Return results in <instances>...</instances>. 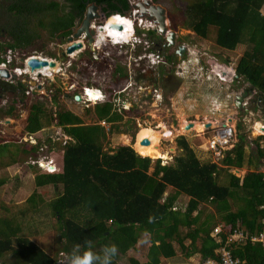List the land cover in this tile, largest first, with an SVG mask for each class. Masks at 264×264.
<instances>
[{
  "label": "trees",
  "instance_id": "16d2710c",
  "mask_svg": "<svg viewBox=\"0 0 264 264\" xmlns=\"http://www.w3.org/2000/svg\"><path fill=\"white\" fill-rule=\"evenodd\" d=\"M87 1L106 4L103 9L108 14L125 13L130 9L128 0H0V33L6 36L2 46L26 54L24 49L37 38L44 39L46 33L51 38L65 40L74 32L78 18H84ZM263 3L264 0H193L183 11L180 24L202 37L207 36L213 26L215 43L224 48L233 49L245 43L235 71L247 83L246 91L259 96L257 99L264 111ZM175 25L173 21V27ZM148 32L154 34L155 30ZM114 73L126 75L119 63ZM26 90L27 86L20 80L10 83L0 79V94L12 96L3 113L15 116L14 111L20 106L29 109L21 136L56 126L69 137L66 144L49 137L44 143L20 141L23 147H18L29 160L40 156L44 144L49 153L57 144L62 148L54 171L37 164L27 165L34 171L36 186H62L50 206L61 230L64 245L61 253H66L67 257L50 255L38 243L20 234V223L0 218V264L6 263L5 257L9 255L14 256L10 264H62L61 260H67L64 264H68L74 248L79 246L80 254L87 250L86 241L92 242V250L97 253L105 245L115 244L119 253L112 264H121V257L135 249L145 236L150 243L147 260L130 256L128 264H164L165 259L178 253L186 257L197 255L198 264H204L206 258L217 261L218 245L234 228L242 227L249 233L264 230V171L259 168L264 163V134L252 139L256 149L249 147L245 134H238V140L232 147L222 149L217 160L210 150L207 151L210 158L201 160L188 139L179 136L176 143L181 153L174 162L162 164L161 159H157L153 164L151 157L140 155L132 147L134 134L113 152L104 149L110 133L115 136L123 133L118 124L123 118L122 110L114 105L108 88L107 100L94 104L84 102L94 105L97 117L94 123H85L83 117L69 107H59L56 94H52V98L37 95L39 98L28 105L30 95ZM107 123H110L109 130ZM150 131L156 135L157 130L148 128L143 129L138 138ZM4 137L0 136V158L7 154L10 159L0 166L16 162L8 145L10 141ZM232 166H246L247 170L238 175L231 171ZM222 171H225L223 177ZM4 184L5 180L0 179V187ZM170 188L173 191L166 196ZM181 195L189 197L185 209L177 205ZM28 201L34 203L35 194ZM217 225L222 228V239L218 241L212 236ZM230 248L242 264H264V245L260 242L245 240L231 243Z\"/></svg>",
  "mask_w": 264,
  "mask_h": 264
},
{
  "label": "rangeland",
  "instance_id": "374dc122",
  "mask_svg": "<svg viewBox=\"0 0 264 264\" xmlns=\"http://www.w3.org/2000/svg\"><path fill=\"white\" fill-rule=\"evenodd\" d=\"M192 1L158 0L159 4L165 8L169 30L175 33V43L168 50L163 46V43L157 42L158 38L156 37L159 35L157 27H148L149 23L145 21L143 24L146 28L139 25L138 28L144 29L143 32L139 34L136 28L135 35L129 43L121 46L110 42L109 39L102 43L96 50L97 56L100 59L97 60L93 53L91 54L94 62L90 61L91 57L89 55H83L84 52L65 55L64 51L66 50L68 41H60L55 38L47 39V33L44 39L37 38L31 46L24 49L26 51V55L24 56L35 54L51 58L59 63V69L48 72V76H45V73H43V76L39 78L38 84L41 82L45 83L44 81L49 79L45 85L48 84L55 91L59 107H69V109L81 115L85 123L97 121V117L93 111L94 103L91 105L82 103L83 101H80L81 103L74 101V95H81L83 87L87 85L86 83L98 85L105 91L108 98L107 88L108 91L112 92L111 99L120 96L121 100L127 101L126 106L130 109L124 106L127 110L124 111L122 109L121 114L123 118L118 123L123 129V133L119 136L110 133L107 136L104 142V149L106 151L113 152L121 143L128 142L133 134L135 140L131 145L134 149L143 144L142 140L146 136H151L153 139L146 137L151 140L149 144H143L142 148L138 147L142 153L139 154L142 156H152L153 164L157 159H161L162 164H171L174 162V158L181 153L176 139L184 135L197 157L201 160H206L210 158L211 154L207 150L205 151L206 148L204 149L203 147H207L206 140L212 130L208 129L205 134L201 132L203 126L199 129L200 131L195 129L180 130L179 127L182 119L188 122L195 121L194 125L196 122L202 124L203 121L211 119V126H214L216 121L230 115L234 117L233 120L231 119V123L236 122L234 139L232 140L234 143L238 140V134L240 133L245 134L249 140L250 138L255 140L259 135L264 134L260 132L264 131V128H262L264 127V111L260 108V102L257 99L255 103L258 104H255L251 112L248 111L249 113L244 116L246 119L242 118L243 114L241 115L237 112V107L232 97L226 98V100L225 98L219 99L221 101L218 100V97H224L222 94H224L226 87H223L216 77L200 79L199 75H197L198 65H195V63L198 59L200 62L205 63L208 58H211L217 60L218 63L235 66L238 57L245 48V43H240L233 49L224 48L215 43V28L213 26H210L209 33L205 37L196 35L192 30L182 26L180 22L183 19V11H185L186 6ZM261 11L264 13V3L261 6ZM173 21L176 23L175 27H173ZM149 28L155 29V33H149V30H147ZM135 39L136 42H134ZM5 40L6 36L0 33L1 52L4 51L2 45ZM178 43L188 45L189 54L177 56L173 62L167 61L163 67L158 68L156 66L158 64L153 61L155 56L158 53H162L165 58L168 57V55L173 53ZM161 44L163 49L160 48ZM7 54L6 59H9V55H12L11 51L8 50ZM182 56H187L190 62L188 63L187 58H184V63L180 60L183 59ZM13 62L16 61L14 60ZM117 63L124 67L127 75L114 73V67ZM179 64L191 66L193 72L180 71ZM120 72H123V70ZM239 77L236 78L239 79L237 84L242 85L241 87L243 88L247 83L241 76ZM154 87L158 88L161 97H156L153 93H147L148 89ZM85 95L87 96V93ZM205 95L206 97L207 95H212L213 97L211 96L206 101ZM11 97V94H5L0 97V104L3 103L2 100L6 101L0 107V126L3 129L6 128L5 135L7 136L4 135L5 137L2 136V138H8L10 141L8 145L14 154L12 155L16 157L15 161L17 164L8 170L5 166H0V179L5 180V184L0 187V218H7L11 222L20 223L22 228L21 235L38 243L50 255L64 259L67 257V254L61 253L64 250L61 230L58 226L57 216L53 214L50 206L51 201L62 191V186L56 188L52 185H44L42 187L35 185L34 171L25 162L28 159V155L19 150V148L23 147L20 141H23V143L28 142L26 139L27 135L21 136V130L29 109L18 106L19 108L14 111L15 116L4 114L2 109L7 108ZM38 98L37 94L30 96L28 105ZM210 99L211 106L215 107L212 108L213 110L209 108ZM224 102H226V105L223 104ZM86 107L91 108V111L88 112ZM106 127L109 130L110 123H107ZM148 128L157 130L155 131L156 135H154V131H150L139 139L141 131ZM166 131H170L172 136H164ZM52 132H54L53 129L43 131V133ZM16 141H19V143ZM260 142H262L261 139ZM253 143L255 144L254 141ZM254 144L252 145L254 146ZM47 149L48 147L45 148L44 146L40 151V156L52 157L56 162L61 159L62 148L59 147V144L56 145L55 149H52V154H49ZM9 159L10 156L7 154L2 155L0 165L7 164ZM260 167L264 168V163ZM150 170H153V166ZM231 171L239 174L242 173V171H237L232 167ZM221 174V177H223L225 171H222ZM172 191L173 188H170L166 196ZM32 194H35L34 203L28 201V198ZM188 200V196L181 195L177 202L178 207L185 209ZM207 208L211 209L210 207ZM148 239V236L140 239L135 249L130 250L127 255L121 257L120 263L128 264L130 256L137 257L141 261H146L150 246ZM13 258L14 256L12 255L5 257L6 263L2 264H10L9 262H12ZM64 262V260H61L62 264ZM163 263L198 264L199 257L197 255L186 257L178 253L172 258L165 259Z\"/></svg>",
  "mask_w": 264,
  "mask_h": 264
},
{
  "label": "built area",
  "instance_id": "2783aa9c",
  "mask_svg": "<svg viewBox=\"0 0 264 264\" xmlns=\"http://www.w3.org/2000/svg\"><path fill=\"white\" fill-rule=\"evenodd\" d=\"M136 11L138 12L139 10H136ZM143 23L144 22H143L142 18H139V21L137 20V23H136L137 25H135V29H134V35L136 32V28L138 29L139 25L142 27L144 26V28H146ZM149 25H151L153 27L152 23ZM91 26L95 27V23L93 22L91 24ZM143 30L144 29H142L141 32L138 31L139 34H141L143 32ZM83 37H86V36L83 35ZM107 39L112 40V42H114L116 45H121V46L126 44V43H129V41H124V40L115 41V40L110 39V38H107ZM107 39H105L102 43H104ZM78 40H82V38H80ZM134 42H136V39ZM100 45H97V48H99ZM10 51H11L12 55H9V59H6L4 62L0 63V68L7 69V71L9 72V76L8 77L0 76V78L4 79L5 81L13 82V80L16 78L21 79L24 76H28V77H31L33 79H36L39 82V78L43 76V75L39 76V72L44 73L43 70H41V69L32 70L30 65L28 64V61L30 60V58H32L34 56H37L39 58H47V57H42V56H38L35 54H33V55L29 54L27 56H24L26 54H23V53L20 56L21 53L19 51H12V50H10ZM12 56H13V59H12ZM14 59L16 62H18L15 66L12 65V63H14L13 62ZM47 59H51V58H47ZM153 61L156 62L158 64V66L160 67V66H162L161 62L167 63L168 60L165 58L164 54L158 53L155 56V58L153 59ZM11 65L13 67H10ZM195 65H198L197 66L198 67L197 68L198 69L197 75H199L200 79L216 77V79L219 83L225 82L224 83L225 86H227L229 84V82L232 81L234 79V77L236 76L235 72L233 70H231L230 67H227V66H225V67H227V69H229V71L226 73L223 70L224 65H222V64L216 63L214 65L209 66L208 63H201L200 61L198 62V60H197ZM182 70H183V72L184 71L185 72H189V71L193 72V68L191 66L189 67V65L188 66L183 65V68L180 71H182ZM45 76H48V75L45 74ZM40 84H41L40 90H43L44 89L43 88V82H41ZM33 90L36 91V88L29 86L26 90V94L30 95ZM88 90H96L100 94L96 95L94 97V99H91L89 96L85 95L86 93H88ZM148 90H147V93H149V94L153 93L156 97H161V93L158 91L157 87H154V88L148 89ZM81 96H82L81 101H83V102L90 101L92 103H96V102H102V101H105L108 99V95L105 93V91L102 88H94V87H91L88 85H85L83 87V91H82ZM215 99L217 100V98H215ZM112 101H113L114 105L119 110H122V108H124V106L128 107V106H126L127 101H125L123 99L121 100L120 96L113 98ZM5 102L6 101L3 100V103L0 104V107ZM213 104H215V103H213ZM242 104L246 105V100L243 99ZM102 123L105 124V122H102ZM187 123H188V121H186L185 125ZM202 126H203V129L201 131L202 134H205L208 129L212 130L210 135L208 136V138L206 140L207 141V144H206L207 147L205 146L203 148L204 149L206 148L205 150H207V151L210 150L213 159L217 160L222 155L221 150L227 149L229 147V145L231 144L232 139L234 137L235 125H234V123H232V124L228 123L227 119H226L225 122L216 123L214 126L210 125V126L204 127L203 123H202ZM260 132L262 133L264 131H260ZM26 139L31 141L32 143L33 142L37 143V140L33 137L32 134L27 135ZM52 139L54 142L62 141L63 144H66L69 137L66 134H64L62 131H59L58 134H55L54 136H52ZM44 146H45V148L48 147L46 144ZM43 147L41 149H43ZM40 161L44 162L43 166L39 165ZM29 163L37 164L39 167L45 168L48 171H54L57 168V166H56L57 164L52 157L49 158V157L41 156V157L36 158V159L30 158ZM221 229L222 228L220 225H217L214 228L212 236L217 237V239H216L217 241L222 239V237L220 235ZM245 240H251L252 242H260L264 245V230L249 233V231L246 230L245 228H242V227L234 228L231 232H229L227 234L226 238L223 239L221 244L218 245V248L216 249L217 261L215 259L206 258L203 260L204 264H215V263H219V264H242V260L238 256L234 255L233 252L231 251L230 245H231V243H239L242 241L244 242Z\"/></svg>",
  "mask_w": 264,
  "mask_h": 264
},
{
  "label": "water",
  "instance_id": "95a60500",
  "mask_svg": "<svg viewBox=\"0 0 264 264\" xmlns=\"http://www.w3.org/2000/svg\"><path fill=\"white\" fill-rule=\"evenodd\" d=\"M136 5L141 9V13H139L140 16H147L148 20H152V18H155L154 20L158 24V28L161 31L160 37L165 36L167 39V43H165L164 47L166 48L167 46H172L174 44L175 33L174 31L168 29L165 8H163L161 5H155L150 0L139 1L138 4ZM97 9H98V6L95 3H92L90 6H88L81 26L79 27V29L77 30L74 36L69 37V41L71 42L67 44L66 50L64 51L65 55L72 54L75 50L82 48L84 44L81 40H78V38L80 36L85 35L89 39L88 41L89 49L91 50L93 55L97 57V51H96L97 49L95 45V40L97 39V36L99 34H97V31L95 29L90 27L91 20L99 16L97 13ZM115 26L121 27L120 24H115ZM100 29H103V27H101ZM183 49H184V46H181L178 49L179 54H181ZM28 64L30 65L32 70H35V69L44 70L47 65H50V66L55 65V61L51 59H47V58H39L37 56H34L30 58V60L28 61ZM41 75L42 73L39 72V76ZM0 76L8 77L9 72L7 71V69L0 68ZM21 82L26 86L35 87L36 91H41L42 93H46V91L40 90L41 84H38V81L36 79H33L28 76H24L21 78ZM92 93H95L96 95L100 94L96 90H92ZM246 95H247L246 91H241L239 94H236L235 101L238 106L242 105L241 100ZM74 99L76 101H81L82 96L80 94H76L74 95ZM231 118H232L231 116H228V120H230ZM203 125L204 127L210 126L211 122L206 121L203 123ZM192 126H193V122L189 121L185 125V129L187 130L191 129ZM142 143L147 145L150 143V139L144 138L142 140ZM39 165L43 166L44 162L40 161Z\"/></svg>",
  "mask_w": 264,
  "mask_h": 264
},
{
  "label": "flooded vegetation",
  "instance_id": "af4514ba",
  "mask_svg": "<svg viewBox=\"0 0 264 264\" xmlns=\"http://www.w3.org/2000/svg\"><path fill=\"white\" fill-rule=\"evenodd\" d=\"M139 1H143V0H128V2H129V4H130V9L128 10V11H126L125 13H119V12H113V13H111V14H108L104 9H103V7L106 5V4H103V5H98L97 4V6H98V9H97V13H98V17H95V18H93L92 20H91V24L94 22L95 23V27H92V26H90L91 28H93V29H95L96 31H97V34H99V29L101 28V27H104L103 25V23L106 21V19L107 18H109V17H111V16H114V15H123V16H127V17H130V18H133L134 19V21H135V23L137 22V20L139 21V18H142L143 19V21H148V23L150 22V23H152L153 24V21H155L154 19L155 18H152V20H148L147 19V16H139V13H141V9L136 5V4H138V2ZM152 3H154L155 5H160L159 4V2H158V0H150ZM88 2V1H87ZM92 3H95V2H88V6H90ZM96 4V3H95ZM164 8V7H163ZM136 10H139L138 12L136 11ZM136 11V12H135ZM86 14V13H85ZM85 17V16H84ZM167 17V16H166ZM84 19V18H83ZM83 19L82 20H80V18H78V20H77V26H76V28H75V30H74V32L71 34V35H69V36H67L66 38H65V40H67V41H69V37H71V36H74L75 35V33L77 32V30L79 29V27L81 26V24H82V21H83ZM101 20V21H100ZM155 23H156V21H155ZM137 25V24H136ZM155 27H157L155 24H153ZM150 26V25H149ZM168 26V25H167ZM169 29V28H168ZM101 30V29H100ZM157 30L159 31V35L156 37V38H158L157 39V42L159 41L160 43H163V46L165 45V43H167V39H166V37L165 36H162V37H160V34H161V31L159 30V28L157 27ZM47 39H54V38H51V36L49 35V34H47ZM80 38H82V40H83V48L82 49H80L79 51H77L76 53H78V52H84L83 53V55H89V57H91V59H90V61L91 62H94V60H92V52H91V50L89 49V45H88V41H89V39L87 38V37H83V36H80L79 37V39ZM164 38H165V40H164ZM55 39H59L60 41H61V39H60V37L58 38V37H56ZM175 40H176V38L174 37V43H175ZM110 42H112V40H110ZM177 46H176V48H175V50H173V53H171L170 55H168V57H166V59L168 60V61H170V62H173V60H175L176 58H177V56L179 57V56H181L182 54L183 55H188L189 54V52H188V50H189V48H187V46L188 45H186L185 43H182V44H176ZM163 46H162V44H161V46H160V48L161 49H163ZM181 46H184V49H183V51L181 52V54H179V52H178V49L181 47ZM170 47H172V46H167L166 47V49L168 50V48L170 49ZM6 47H4L3 48V50L5 49ZM0 50H2V49H0ZM8 50H12V51H14L13 49H11V48H6L5 49V51H0V60H3L2 62H4L5 60H6V57H7V51ZM68 55V54H67ZM70 55V54H69ZM183 57V56H182ZM184 58H187V56L185 57H183V59H180V60H182L184 63H185V59ZM15 60V59H14ZM187 61H188V63L190 62L189 61V59L187 58ZM57 62V61H56ZM1 63V62H0ZM18 62H14V63H12V65L13 66H15L16 64H17ZM58 63V62H57ZM206 63H208V60H206ZM11 64V63H10ZM118 64V63H117ZM117 64H115V66L117 65ZM161 64H162V67L164 66V64H165V62H161ZM209 64V63H208ZM10 66V67H13V66ZM180 65V70L183 68V66L181 65V64H179ZM157 67L158 68H160L158 65H157ZM114 70H115V67H114ZM238 78H240V77H238ZM1 79V78H0ZM1 80H3V81H5L4 79H1ZM21 81V79H18V78H16V79H14L13 80V82H11V81H6V82H10V83H17L18 81ZM49 79H46L44 82L45 83H43V90L44 91H46V93H42L41 91H35V90H33L32 92H31V94H30V96H32V95H34L35 93L37 94V95H48L49 97H50V95H52V94H56L55 93V91H53V88L52 87H50L48 84L47 85H45L46 84V82L48 81ZM236 80V81H235ZM234 80V84H235V86H233V85H231L230 87H226V89H227V92L226 93H224V97L225 98H230V97H232V100L234 101V104H235V106L237 107V109H238V105L236 104V94H238V91L239 92H241V91H246V89H245V86H243V88L241 87L242 85H238L237 83H238V81H239V79H235ZM229 89V90H228ZM237 89H240V90H237ZM246 93H247V95H246V97H244L243 99L244 100H246V105H245V108L246 109H244V111H245V113H246V115H247V113H248V111L250 110H252V108H254L255 107V102H256V99H257V97H259V96H256L255 97V92H248V91H246ZM248 103V104H247ZM248 110V111H247ZM245 113H243L244 115H245ZM242 114V113H241ZM243 115V116H244Z\"/></svg>",
  "mask_w": 264,
  "mask_h": 264
},
{
  "label": "bare ground",
  "instance_id": "6f19581e",
  "mask_svg": "<svg viewBox=\"0 0 264 264\" xmlns=\"http://www.w3.org/2000/svg\"><path fill=\"white\" fill-rule=\"evenodd\" d=\"M143 22H145V21H143ZM103 24H104L103 25L104 27L101 30L99 29V35H98V38H97V41H96L98 45H100L107 38L113 39L115 41H120V40L130 41L132 39V37L134 36L135 21H134L133 18L117 14V15H114V16H111V17L107 18L106 21ZM115 24H120L121 27L115 26ZM149 24H151V23L149 22ZM153 24H155L158 27V25L155 23V21H153ZM82 42H83V40H82ZM77 51L78 50H75L72 53V55H74ZM58 69H59V63H57L55 61V65H53V66L47 65L45 67V69L43 70V72L45 74H47L50 71H57ZM87 96H89L91 99H94L96 94L92 93V90H88ZM194 122L195 121H193L192 129H195V130L198 131L199 129L202 128V124L201 123L197 122L194 125ZM184 123H186V121H185V119H182L180 127H179L180 130H184L185 129ZM165 135L167 137H171L172 133L170 131H166L164 133V136ZM148 138H150V137H148ZM140 146L141 145H139L138 147H140ZM138 147H135V149L137 150L138 153L142 154L140 152V148L138 149ZM146 156H149V155H146ZM151 158H152V156H151Z\"/></svg>",
  "mask_w": 264,
  "mask_h": 264
},
{
  "label": "clouds",
  "instance_id": "9594fccd",
  "mask_svg": "<svg viewBox=\"0 0 264 264\" xmlns=\"http://www.w3.org/2000/svg\"><path fill=\"white\" fill-rule=\"evenodd\" d=\"M140 16V15H139ZM142 17V16H141ZM137 23V22H136ZM136 23H135V25H136ZM148 23V22H147ZM157 24V23H156ZM158 25V24H157ZM147 26V25H146ZM149 27H152L151 25L149 26ZM153 27H155L154 25H153ZM147 30H155V29H152V28H149V29H147ZM138 31H142V29H140V28H138ZM156 31V30H155ZM97 38H98V36H97ZM79 39V38H78ZM82 41V40H81ZM97 41V39L95 40V42ZM71 41H68V44L70 43ZM95 45H96V49H97V42L95 43ZM83 48V47H82ZM82 48H80V49H82ZM80 49H78V51L80 50ZM208 60V65H214V64H222V65H224V67H223V70L227 73L228 71H229V69H227V67H230L231 68V70H233L234 72H235V74H236V71H235V67L232 65H229V64H226V63H218L217 62V60H214V59H211V58H208L207 59ZM210 60H212V61H210ZM200 60L198 59V62H199ZM169 62V61H168ZM201 63H203V62H201ZM206 63V62H205ZM157 66V65H156ZM225 66H227V67H225ZM42 75H43V73H42ZM126 75H127V71H126ZM236 78H238V76H237V74H236V76L234 77V79L232 80V83L234 82V80L236 79ZM231 82V81H230ZM229 82V84L227 85V87H230V85L232 84V83H230ZM234 84V83H233ZM232 84V85H233ZM234 86V85H233ZM29 86H27V88H28ZM237 90H240V89H237ZM240 93V92H239ZM238 93V94H239ZM82 95V94H81ZM244 97H246V96H244ZM243 97V98H244ZM259 98V97H258ZM113 100V99H112ZM242 101H243V99L241 100V104H242ZM248 104V103H247ZM243 105V104H242ZM240 106H238V108H239ZM242 107H245V105H243ZM241 107V108H242ZM249 112H251L250 110H249ZM248 112V113H249ZM247 113V114H248ZM241 114V113H240ZM246 114V113H245ZM242 115V114H241ZM230 116V115H229ZM242 118H245L244 116L242 117ZM232 119V118H231ZM228 120V119H227ZM235 125V129H236V124H234ZM234 134H235V132H234ZM233 139H234V137H233ZM232 139V140H233ZM86 244H87V246H88V248H87V250L86 251H84L82 254H80V252H79V246H77L76 248H74L73 249V252H72V254L68 257V264H112V261H113V258L114 257H116L117 255H118V253H119V249H118V247L115 245V244H111V245H105L102 249H101V251L99 252V253H97V252H95V251H93L92 250V242L91 241H86Z\"/></svg>",
  "mask_w": 264,
  "mask_h": 264
},
{
  "label": "crops",
  "instance_id": "0c3cea01",
  "mask_svg": "<svg viewBox=\"0 0 264 264\" xmlns=\"http://www.w3.org/2000/svg\"><path fill=\"white\" fill-rule=\"evenodd\" d=\"M96 59L98 60V59H100L98 56L96 57ZM225 82H221L220 84L223 86H225V84H224ZM230 83H232V81L230 82ZM234 83V82H233ZM232 83V84H233ZM231 84V85H232ZM230 85V86H231ZM223 86V87H224ZM234 86H235V84H234ZM225 87H227V86H225ZM229 90V89H228ZM227 92V89L225 90V92L224 93H226ZM5 94V93H4ZM6 94H8V93H6ZM222 95H224V94H222ZM1 96H3L2 94H0V97ZM211 96L212 95H207V97H206V95H205V97H206V101H208L209 100V98H211ZM213 97V96H212ZM50 98H52V96H50ZM214 98H215V96H214ZM222 98H225V97H218V100L219 99H222ZM225 100H226V98H225ZM3 101V100H2ZM74 101H76V100H74ZM219 101H221V100H219ZM77 103L78 102H80V101H76ZM81 103V102H80ZM82 103H84V102H82ZM224 105H226V102H224L223 103ZM213 105V104H212ZM69 106V105H68ZM243 105H241L238 109H237V112L238 113H245V111H244V109H246L245 107H242ZM242 107V108H241ZM209 108H210V110H213L212 108H215L214 106H211V99H210V105H209ZM244 115V114H243ZM246 115V114H245ZM244 115V116H245ZM226 119H228V116L226 117V118H224V119H221V120H219V121H216L215 122V124L216 123H223V122H225V120ZM234 119V117H232V120ZM244 119H246V117L244 118ZM206 121H212L211 119L210 120H206ZM206 121H203L202 123H204V122H206ZM227 121H229L228 123H231V119L230 120H227ZM0 123H1V120H0ZM197 123V122H196ZM198 123H200V122H198ZM212 123V122H211ZM263 123V122H262ZM232 124V123H231ZM234 124H236V122H234ZM264 124V123H263ZM184 127V126H183ZM2 128V126H0V136L2 137V136H4L5 135V129H1ZM47 129H53L54 130V132H52V133H43V131H45V130H47ZM59 131H62V129L60 128V127H56V126H48V127H45V128H43L41 131H39V132H37V133H35V134H32L33 135V137L38 141H43V142H45L46 141V139L47 138H49V137H52V136H54L55 134H58L59 133ZM55 133V134H54ZM262 133H264V132H262ZM54 134V135H53ZM246 137V136H245ZM247 138V137H246ZM151 141V140H150ZM42 142V143H43ZM247 142L249 143V147L251 148V149H256V146H255V144L253 143V141H252V139L250 138V140L247 138ZM252 144H254V146L252 145ZM45 145V144H44ZM233 146V141L231 142V144L229 145V147L228 148H230V147H232ZM205 147V146H204ZM49 153V152H48ZM49 154H52V153H49ZM39 157H41V156H38L37 158H39ZM55 161V160H54ZM58 161V160H57ZM26 162V165L29 163V159L27 160V161H25ZM56 162V161H55ZM59 162H60V160L58 161V162H56V164L57 165H59ZM15 164H17V162H15V163H12V164H8L7 166H5V168H7V170L8 169H11L12 167H13V165H15ZM220 164V163H219ZM56 165V166H57ZM262 165V164H261ZM261 165H259V168L261 169V170H263L264 171V168H261L260 166ZM28 166V165H27ZM232 168H234L235 170H237V171H242V173H236V172H234V173H236V174H238V175H242L246 170H247V167L246 166H232ZM243 169V170H242Z\"/></svg>",
  "mask_w": 264,
  "mask_h": 264
}]
</instances>
